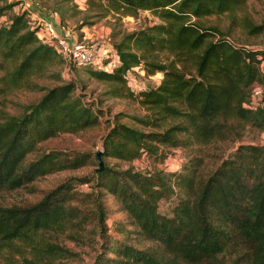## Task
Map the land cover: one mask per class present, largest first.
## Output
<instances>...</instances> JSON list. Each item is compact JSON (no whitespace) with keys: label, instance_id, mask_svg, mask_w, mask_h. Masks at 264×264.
Segmentation results:
<instances>
[{"label":"trees","instance_id":"trees-1","mask_svg":"<svg viewBox=\"0 0 264 264\" xmlns=\"http://www.w3.org/2000/svg\"><path fill=\"white\" fill-rule=\"evenodd\" d=\"M92 2L100 3L103 14L135 16L149 10L160 20L123 32L112 43L118 54L112 70L80 65L94 78L111 83V94L133 96L147 109L141 116H129L148 130L115 116L102 138V158L132 161L145 154L163 160L167 147L236 139L247 124L264 130V89L256 108L245 105L251 86L264 85V48L241 43L199 19L231 13L245 0ZM12 7L0 6V16ZM27 14L14 12L0 22V102L11 90L28 86L32 76L66 62L52 44L41 40L39 26L32 25ZM244 26L250 32L264 30V23ZM132 67L146 74L160 72L161 79L134 91L125 76ZM76 83L75 78L62 79L45 87L18 115L0 106V190L26 187L46 173L78 168L90 160L88 152L55 149L27 159L41 141L98 123L99 108L73 95ZM188 155L172 170L104 163L93 175L76 178L88 190L66 180L36 201L0 203V264H65L60 259L73 251L61 240L82 239L90 224L104 236L91 264H221L227 253H234L231 264H264V145L240 144L206 173L200 169L201 158ZM105 193L115 197L134 231L158 247H137L109 235ZM172 194L177 199L170 213H161L159 201ZM115 223L118 231L127 232L121 221Z\"/></svg>","mask_w":264,"mask_h":264},{"label":"rangeland","instance_id":"rangeland-1","mask_svg":"<svg viewBox=\"0 0 264 264\" xmlns=\"http://www.w3.org/2000/svg\"><path fill=\"white\" fill-rule=\"evenodd\" d=\"M36 1L45 8L44 13H49L48 15L51 14L52 19H56L52 21L61 27V32L58 30L61 35L71 40L82 42L85 46L92 47L95 50L99 45L110 47L114 41L120 38L123 32L160 21L149 10H140L135 16L118 15L109 11L103 14L105 9L99 6L100 3H90V0ZM7 3H13V7L11 10H5L4 14L0 16V22H6L8 16L14 12L26 10L28 12L27 18L30 19L31 24H37V16H34L24 7L26 3L24 0H0V6ZM199 19L205 25H217L224 32L228 33L230 37L241 43L264 48V30L255 33L250 32L244 26L264 23V0H245V3L240 8L231 13L210 14L202 16ZM66 29L70 31L67 30L66 32ZM71 34L72 36H70ZM65 61V63L48 67L40 75L32 76L31 83L28 86L15 88L5 94L1 97L0 106L7 112L18 115L23 112L27 105L36 102L42 96L45 92V87L58 84L62 79L71 80L75 78L77 83L72 92L73 95H79L82 101L90 103L94 110L99 108L97 109L99 113L98 123L77 132H61L41 141L35 150L28 153L27 159H32L44 151L55 149L70 153L88 152L90 160L78 168L58 169L39 176L31 183L32 185L11 190H0L1 204H25L36 201L47 190L66 180H71V183L77 189L88 190V185L79 184L76 178L91 176L95 172L98 167L95 152L102 149L103 135L114 122L116 115H118L120 121L129 125L144 130L151 129L129 116H141L147 112L145 106L134 99L133 96L111 94L108 92L112 86L111 83L94 78L85 67L78 64L70 65L66 59ZM132 74L137 80V87L133 88L134 91L139 90L140 87H153L162 76L160 72L146 74L138 67H135ZM261 86L264 89V85ZM124 93H126L125 90ZM249 143L264 145V130L251 127L247 124L242 129V134L236 139L214 140L206 144H194L191 147H167L165 148L167 155L163 160H157L155 157L145 154L132 161H124L109 156H103V160L104 163L120 168L131 166L141 171L153 168L172 170L180 168V164L188 160V154L191 152L201 158L200 169L206 173L217 167L222 159L231 156L238 145ZM104 196L107 202L106 221L109 226L108 233L110 236L127 240L137 247L149 245L158 247L157 242L145 239L134 231L135 226L130 223L128 215L118 209L117 201L111 193H105ZM175 199H177L175 194H172L170 198L161 199L159 201V211L163 214H169ZM116 221H121L127 232L118 231ZM88 227L92 230L88 229L84 231L82 239L65 238L61 240L63 245L73 251V254L60 259L62 263H92L100 250L104 236L99 235L97 229L93 231L96 228L93 224H90ZM108 255L112 254L108 252ZM233 256L234 253L225 254L221 257V264H231Z\"/></svg>","mask_w":264,"mask_h":264},{"label":"built area","instance_id":"built-area-1","mask_svg":"<svg viewBox=\"0 0 264 264\" xmlns=\"http://www.w3.org/2000/svg\"><path fill=\"white\" fill-rule=\"evenodd\" d=\"M37 25L39 26L38 34L42 41L48 42L61 53L62 57L67 61H74L78 65H99L108 70H112L118 62V54L110 47L99 45L96 50L92 47L85 46L82 42L71 40L61 35L55 27L51 19L39 17ZM131 69H135L132 67ZM260 69L264 74V58L260 60ZM132 70H128L125 74L127 84L133 89L137 87V80L132 74ZM140 89H143L140 87ZM263 88L260 84H253L250 89L249 100L246 106L254 109L262 100Z\"/></svg>","mask_w":264,"mask_h":264},{"label":"crops","instance_id":"crops-1","mask_svg":"<svg viewBox=\"0 0 264 264\" xmlns=\"http://www.w3.org/2000/svg\"><path fill=\"white\" fill-rule=\"evenodd\" d=\"M26 3L24 5V7H26L34 16H37V18L39 17H44L45 19H51V20H56L55 18L52 19L51 14L48 15L45 12V8L40 5V3L36 0H24ZM56 28L61 32V27L59 25L56 24V22H54ZM70 31L69 29H66V32ZM68 34H70L68 32ZM72 36V34L70 35ZM73 38V37H72Z\"/></svg>","mask_w":264,"mask_h":264},{"label":"water","instance_id":"water-1","mask_svg":"<svg viewBox=\"0 0 264 264\" xmlns=\"http://www.w3.org/2000/svg\"><path fill=\"white\" fill-rule=\"evenodd\" d=\"M101 152H102L101 149H99L95 152V159H96L97 164H98V167L96 168V170L102 169L104 166V160L102 158Z\"/></svg>","mask_w":264,"mask_h":264}]
</instances>
